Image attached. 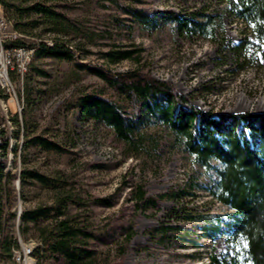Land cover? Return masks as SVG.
Returning a JSON list of instances; mask_svg holds the SVG:
<instances>
[{
	"label": "trees",
	"instance_id": "16d2710c",
	"mask_svg": "<svg viewBox=\"0 0 264 264\" xmlns=\"http://www.w3.org/2000/svg\"><path fill=\"white\" fill-rule=\"evenodd\" d=\"M55 1L54 5H49L48 0H0L4 16L23 35L11 45L35 49L33 63L23 80L24 124L20 123L18 117L15 119L19 126V130L14 133L15 138L21 133L22 138H25L17 142L15 153L21 148L23 154L31 147L40 151H65L59 142L50 139L45 133L35 134L37 123L33 110L41 102L43 94H46L40 79L50 77L37 62L42 59L71 62L77 70H85L100 78L112 90L111 96L97 92L83 95L75 105L81 109L83 117L103 124L113 132L123 143L126 158H136L144 152L151 158L161 154L163 136L144 130L145 126L153 123L166 130L172 143L170 148L182 151L195 167L201 169L198 177H192L193 182L188 183V186L155 197L148 196L145 182H135L133 179L125 182L124 186L130 187L128 196L134 214L160 210L159 202L165 198L176 204L168 213L167 220L151 231L154 241L166 247L185 243L183 249L193 248V254L176 256L182 255L197 262L204 261L203 253L206 251L209 264H264V114L203 112L191 105L172 84L157 80L140 69L114 73L108 68L83 62L92 51L83 43H72L69 39L71 34L77 32L81 35V30L63 10H58L71 8V4L65 0ZM106 1H111L132 21L143 25L154 27L171 22L181 35L210 36L212 39L217 35V29L223 27V15L229 14L245 27L241 33L242 41L232 45L231 49L238 67L246 69L249 63L253 65L258 50L263 49L264 58V0H221L225 8L217 10L215 14L154 15L132 4H124L121 0ZM127 1L137 4L143 2ZM116 20L118 24L122 22L118 17ZM127 28L132 32V25H127ZM47 34L53 38H46ZM85 37L93 41L92 36ZM251 38L261 44L256 46ZM253 47H256L254 52L251 51ZM143 52V48L130 43L128 46H114L104 56L113 65L124 61L140 63ZM79 53L84 54L81 56ZM1 140L0 149L6 151L9 141L4 139L3 134ZM25 164L26 160L19 176L21 188L22 184H38L56 194L52 206L24 210L21 217L24 226L53 220L39 231L41 243L34 255L41 264H100L98 246L114 243L119 245L117 256L112 263L106 264H123L129 245L137 234L133 225L134 216L122 211L119 216L108 219L98 228L83 222L80 216L66 218L69 201L78 203L73 195L70 197L65 192L66 181L25 167ZM3 168H0V191H3L0 192V249L3 256L10 258L17 244L13 236L5 233L6 183ZM10 176L8 179H11ZM2 181L4 188L1 186ZM193 189L207 192L213 201L229 211L220 215L199 212L194 206L189 207L184 201L197 195ZM94 203L105 207L114 205L102 198L94 199ZM181 223L196 225L200 229V236L197 239L190 238L193 232L179 226ZM218 236H224L232 245L222 258L213 252V246L208 254L209 247L200 242V238L214 240ZM237 248H241L242 252Z\"/></svg>",
	"mask_w": 264,
	"mask_h": 264
},
{
	"label": "rangeland",
	"instance_id": "374dc122",
	"mask_svg": "<svg viewBox=\"0 0 264 264\" xmlns=\"http://www.w3.org/2000/svg\"><path fill=\"white\" fill-rule=\"evenodd\" d=\"M65 1L71 4V8L58 10H63L82 33L81 35L77 32L72 33L69 39L74 45L83 43L92 51L83 62L108 68L114 73L140 69L157 80L172 84L191 105L203 112L264 114L263 49L257 51L256 62L253 65L249 63L246 69L238 67L231 49L232 45L242 41L241 33L245 27L231 15H223V27L217 29V35L212 39L210 36L181 35L171 22L151 27L132 21L111 1ZM121 1L150 11L153 15L215 14L217 10L225 8V3L221 0H143L140 4ZM56 2L48 0L49 5H54ZM116 17L122 20L120 24L117 23ZM127 25L133 26L132 32L128 30ZM36 32L38 33L37 29ZM45 36L53 38L48 34ZM85 36H92L93 41H89ZM251 39L256 46L261 44L256 39ZM130 43L144 49L140 63L124 61L113 65L104 56V53L114 46H128ZM251 51H256V47ZM37 64L46 70L50 77L40 79L46 94H43L41 102L33 110L37 123L35 134L45 133L50 139L59 142L65 151L57 153L31 147L23 153L24 155L21 148L15 153L14 147L22 139V133L15 138L14 133L19 130L15 119L24 118L23 110L12 116L10 125L12 131L8 130V125L4 127L0 122L1 135L3 134L4 139L9 141L6 151L0 149L3 159L0 160L5 166L10 168L14 166L10 171L11 179L4 178L6 183L4 196L8 197L7 200L4 197V202L6 201L4 216L7 219L5 233L13 236L15 241L18 237L25 243L32 244L34 241L40 245V229L53 221L46 220L37 225L30 223L24 226L23 223L21 224L22 215L20 220L16 215L19 200L22 201V211L25 212L27 209L39 206H52L56 198L55 192L38 184L30 186L22 184L21 188V182L17 183L21 172L18 170L19 166L22 169L26 160L25 167L35 168L48 176L61 177L66 181L65 192L70 197L73 195L74 200L78 202L69 201L66 218L73 215L80 216L83 222H89L93 227L98 228L108 219L119 216L122 211L134 216L133 225L137 234L129 245L123 264H209L206 251H201L204 252V261L197 262L182 255L176 256L193 254L195 251L193 248L183 249L185 243L166 247L157 244L152 238L151 231L167 220L168 213L175 208V202L165 198L159 202L160 210L134 214L128 196L130 187L124 186L130 179L135 182L143 181L148 196L155 197L188 186V183L193 182L192 177H198L201 169L195 167L182 151L170 148L172 143L166 130L153 123L145 126L144 130L163 136L161 154L157 158H151L144 152L136 158H126L125 147L113 132L105 125L83 117L81 109L75 105L77 99L83 95L97 92L111 96L112 90L100 78L85 70H77L71 62L42 59ZM12 112L14 113L13 105ZM0 114H5V111L0 110ZM18 120L21 123V119ZM2 143L1 140V145ZM19 144L21 145L22 142ZM15 171H17L16 185ZM1 186L4 188L3 181ZM0 192L3 193L2 190ZM193 192L197 195L193 199L188 197L184 201L189 207L194 206L199 212L220 215L229 211L228 208L213 201L207 192L199 190ZM96 198L107 199L114 205L113 207L97 205L94 203ZM80 203L82 205H79ZM179 226L191 230L192 239L200 236L198 235L200 229L192 223H181ZM200 242L209 247L208 254L213 246V252L220 258L224 257L232 246L224 236H218L214 240L200 238ZM16 244L18 248L19 242ZM118 246V243L98 246L99 263H112L117 256ZM16 247L13 251H16ZM237 250L242 252L241 248ZM35 257L38 260L37 264H41L39 258L36 255ZM0 264L18 263L12 258L2 256Z\"/></svg>",
	"mask_w": 264,
	"mask_h": 264
},
{
	"label": "built area",
	"instance_id": "2783aa9c",
	"mask_svg": "<svg viewBox=\"0 0 264 264\" xmlns=\"http://www.w3.org/2000/svg\"><path fill=\"white\" fill-rule=\"evenodd\" d=\"M22 37L23 35L14 29L8 17H0V71L5 77V86H9V98L14 108V114H16V110H20V102H22L23 91L20 90L22 72L27 63V57H32V49L11 45L12 42ZM18 119H21L23 125V117H18ZM18 170H21L20 166ZM16 177L17 171H15V185ZM22 210L23 208L19 207V214ZM16 242L20 244V251H12L10 258L18 264H28L30 246L25 245V241L18 237ZM2 256L3 251L0 249V258Z\"/></svg>",
	"mask_w": 264,
	"mask_h": 264
},
{
	"label": "bare ground",
	"instance_id": "6f19581e",
	"mask_svg": "<svg viewBox=\"0 0 264 264\" xmlns=\"http://www.w3.org/2000/svg\"><path fill=\"white\" fill-rule=\"evenodd\" d=\"M0 17H5L3 12H2L1 6H0ZM34 57H35V49H32V57H27V63L25 65L24 71L22 72V80H20V90L21 91H23V84H24L23 80H24L25 74L28 72L31 64L33 63ZM24 106H25V101H24V96H22V102H20V110H17L16 114H14L12 112V103H10V98H9V86H5V77L2 76L1 71H0V110L3 109V111H5V114H3V115L0 114V119H1L0 122H2V125L4 127H6L8 125L9 126L8 130L12 131L13 129H10L12 116L17 115L18 113H21L22 110L24 109ZM8 130L6 132H8ZM0 135H1V132H0ZM11 140H14V139L11 138ZM0 143H1V138H0ZM0 159L3 160L1 158V155H0ZM1 160H0V163L4 167L3 168L4 178L8 179L9 176L12 175V174H10V171L13 169L14 166H12L11 168H10V166H5V165H3L4 162H2ZM19 181L20 180L18 179V181H17L18 184H19ZM4 197L6 200L8 199L7 195ZM19 207H22V201L21 200H19V203L17 206L18 213L16 214L18 219L20 220V216L22 215L23 211L19 214ZM4 222H5V226H6L7 225V223H6L7 219H5V216H4ZM25 245L30 246L29 247L28 264H37L38 260L35 257L34 253H35V250L37 249L38 245L34 241H32V244L25 243ZM16 251H20V244H19L18 248L16 247Z\"/></svg>",
	"mask_w": 264,
	"mask_h": 264
},
{
	"label": "water",
	"instance_id": "95a60500",
	"mask_svg": "<svg viewBox=\"0 0 264 264\" xmlns=\"http://www.w3.org/2000/svg\"><path fill=\"white\" fill-rule=\"evenodd\" d=\"M0 138H1V135H0ZM0 147H1V143H0Z\"/></svg>",
	"mask_w": 264,
	"mask_h": 264
}]
</instances>
